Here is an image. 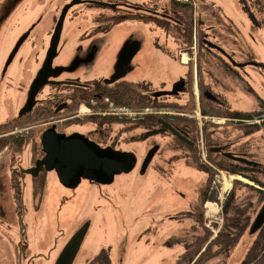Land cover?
Returning <instances> with one entry per match:
<instances>
[{
  "label": "rangeland",
  "instance_id": "rangeland-1",
  "mask_svg": "<svg viewBox=\"0 0 264 264\" xmlns=\"http://www.w3.org/2000/svg\"><path fill=\"white\" fill-rule=\"evenodd\" d=\"M193 1H195L192 7L193 19L198 16V19H201L200 23L203 20V25L207 21L204 27L217 22V31L224 33V37L229 41L228 44H231L233 39V47L238 51L240 59L247 60L245 56L250 54L255 62V65L245 67L247 73L244 74L254 91L249 90L239 80L226 76L222 78L218 89L222 93L224 106L239 111L257 109L258 98L264 97V0ZM11 4V0L7 2L0 0V124L19 114L25 103L29 82L36 73L38 63H41L44 57L41 46L39 45V50L37 46L42 40L37 38L44 36L45 32L47 36V31L52 28L53 16L57 9V6H54L58 5V1L19 0L16 4ZM75 11L83 18L82 22L71 24L68 18L64 23L65 30L91 31L98 29V26H106L108 30L97 40L99 47L95 59L89 66L80 68L77 71L78 76L94 78L105 75L112 65L116 52L132 35L142 41V47L131 65L128 78L148 81L155 90H159L161 87L171 88L175 81L185 74L187 69L178 57L164 55L165 53L157 48L156 43L159 42L166 45L171 52H176L177 49L172 39L162 31L150 28L146 25L148 23L133 25L101 21L102 23L95 24L93 16L97 18L101 14H112L109 10L100 7L92 9L79 7ZM44 18L46 19L37 32L23 41L6 67L12 50L25 30L33 21ZM197 38L199 40L198 35ZM224 42L225 46H228L225 39ZM77 43L76 37L70 38L63 48V53L72 54ZM178 46L185 49L180 43ZM181 51L184 53L186 49ZM198 69L197 81L200 85L204 80L199 67ZM144 87L146 90L152 89L148 84H144ZM194 87L195 78L192 86L190 85L189 95L182 94L184 98L180 99L182 103L188 102V106L184 107V110H180L181 106L178 105L176 108L191 117L175 116V118L178 120L182 118L197 128L200 145L204 142L203 136L214 129L217 130L222 142L234 143L232 151L264 165V127L248 133L247 127L252 125L245 121L231 120L227 114L215 113L212 119L204 118L198 109L196 102L198 95L194 94ZM42 117L39 116L37 119L32 117L30 118L32 120L20 122L18 128L22 129L21 134L33 135L38 130V127L34 126L42 123L41 119L44 120ZM257 117L253 120L256 121ZM45 119L47 120V117ZM15 126L17 124L12 128ZM77 127L71 126L74 129ZM2 132L4 131H0ZM153 142L161 144V154L164 158H170L177 153L171 150L168 141L160 136H153L146 141L133 139L120 149L134 152L141 158L145 154V148ZM202 157L200 151V158ZM220 171L217 172L218 177L214 178V187L207 199L209 203L219 205L216 209V212L219 210L218 222L205 216V223H210L209 229L206 230L209 236L202 249L187 264H195V261L200 260L198 258L201 253L209 251L210 243L218 236L225 224V213L220 205L222 206V202L225 203L231 195L236 198V204H249L247 214L250 218L249 227L230 252L218 253L204 264H241L257 235L254 222L261 212L262 204L258 202V193L248 186L261 190L264 188L239 173L232 174L223 167ZM229 175L240 176L249 182L233 179L224 191ZM206 180V171L196 168L191 159L182 155L173 159L170 164L163 163L159 170L153 167L146 170L139 164L131 172L117 175L114 182L103 186L90 184L84 180L77 188L69 189L58 181L55 172L53 175L50 172L43 189L42 207L36 221L37 225L32 226L31 249L46 254L60 233H65L67 228H72L77 222L80 224L86 222L88 229L83 248L87 257H91L102 246H106L110 248L113 264H176V256L184 250V247L180 243L168 246L165 242L173 236H183L190 230V221L187 220L189 218L182 216ZM220 195L224 198L222 202L219 199ZM214 204H212L213 208H215ZM202 210L204 212V208ZM47 229L51 236L44 249L38 242L41 233ZM155 242L157 245L153 246ZM212 255L214 254L207 256Z\"/></svg>",
  "mask_w": 264,
  "mask_h": 264
},
{
  "label": "flooded vegetation",
  "instance_id": "flooded-vegetation-1",
  "mask_svg": "<svg viewBox=\"0 0 264 264\" xmlns=\"http://www.w3.org/2000/svg\"><path fill=\"white\" fill-rule=\"evenodd\" d=\"M17 1L19 0H11V5L16 4ZM56 1L58 5L54 6H57V9L53 16L52 28L47 31V36L45 32L44 36L37 38L42 40L37 46L38 50L41 46L44 57L42 56L41 63H38L36 73L29 82L25 103L19 114L0 124V131H4L0 133V264H113L110 248L106 246H102L91 257H87L83 248L88 229L86 222L81 224L77 222L72 228H67L65 233H60L46 254L31 249L30 236L33 232L32 226L37 225L36 221L40 215L43 189L50 172L52 175L54 173V171L46 170L45 167L38 171L35 168L37 161L45 156L42 144L43 135L52 128L55 132L66 135L81 133L102 147L112 146L118 150H121L120 148L130 140L146 141L153 136H160L166 139L170 149L177 153L170 158H164L161 154V144L153 142L145 148L144 156L139 158L136 154V166L140 164L146 170L149 167L159 170L163 163L170 164L173 159L182 155L191 159L196 168L206 171L207 180L198 189L186 213L182 216L189 218L187 220L190 221V230L183 236H173L165 242L168 246L182 244L184 247L182 252H184L187 246L191 247L196 243L197 237L204 235L210 227V223H205V206L210 197V191L214 187V178L218 177L217 172H221L224 161L238 162L227 157L226 153L244 156L232 151L234 143L222 142L217 130L213 129L203 136L206 153L204 158H200L197 128L182 118L179 120L175 118V116L191 117L187 113L179 112L176 109L177 105L178 107L183 106L179 107L180 110L188 106V102L182 103L180 99L184 98L182 94L189 95L190 85L192 86L193 78H195L194 94L199 96L196 101L198 109L204 118H214L215 113L226 108L222 93L218 89L223 77L239 80L249 90H253L244 76L245 72L247 73L245 67L255 65L253 57L247 54L245 56L247 60H241L238 51L233 47V39L232 45L229 43V46L224 33L217 31V22L216 25H207L205 28L207 21L203 25V20L200 23L201 19L199 20L198 16L193 19L192 7L195 1L192 2V0ZM72 2L75 3L68 9L64 23L68 18L71 24L82 22L83 18L75 11L79 7L89 9L100 7L109 10L112 14H101L97 18L93 16L95 24L101 21L105 23L112 21L115 24L117 20H119L118 23L133 25L148 23L146 25L150 28L162 31L172 39L177 49L176 52H171L166 45L159 42L156 43L157 48L165 53L164 55L178 57L187 69L185 74L175 81L171 88L161 87L159 90H155L148 81L128 78L131 65L142 47V41L132 35L116 52L112 65L105 75L94 78L78 76L77 71L89 66L95 59L99 47L97 40L108 30L106 26H98L96 30L85 29L79 32V30H65L63 26L51 68L46 70L48 76L45 78L46 83L35 95L32 107L26 108L32 84L46 63L59 17L65 6ZM45 19L33 21L22 36L25 35V39L33 36ZM75 37L78 43L73 53H63L67 41ZM224 39L228 41V46H225ZM179 43L185 47L184 53L181 50L185 49L179 48ZM63 54L66 55L62 57ZM198 67L204 80L200 85L197 81ZM232 74H236V77L233 78ZM144 84H148L152 89L146 90ZM145 95L150 104H132L134 98L140 101ZM24 107L25 109L22 110ZM228 110L233 111L230 108ZM263 114L264 110L261 115ZM39 116H43L44 120L41 119L42 123L34 126L38 127V130L33 135L23 136L22 129L18 128L19 123L28 119L32 120L30 119L32 117L37 119ZM229 119L245 121L244 118L232 116H229ZM165 123L174 127L187 141L175 135ZM252 123L249 122V125H254ZM14 124L17 126L12 128ZM72 125L78 127L74 129L71 128ZM3 137L7 138L3 139ZM227 177L240 176L229 175ZM221 197L222 195L219 199ZM222 203L224 211L225 203ZM257 220L261 225L264 220L263 209L254 223H257ZM50 236L48 229L40 235L38 243L44 249H46ZM173 239L184 241L174 242ZM156 245L157 242L153 244V246ZM182 252L176 256V264H178L177 260L182 257Z\"/></svg>",
  "mask_w": 264,
  "mask_h": 264
},
{
  "label": "water",
  "instance_id": "water-1",
  "mask_svg": "<svg viewBox=\"0 0 264 264\" xmlns=\"http://www.w3.org/2000/svg\"><path fill=\"white\" fill-rule=\"evenodd\" d=\"M74 3L72 2L70 5L65 6L59 17L44 68L39 72L37 79L32 84L30 98L25 105L28 109L32 107L38 90L46 83L45 78L48 77L46 70L51 68L63 30L65 16ZM25 37V35L22 36L16 43L6 67L19 50ZM165 125L175 135L187 141L174 127L167 123ZM42 144L45 156L37 161L35 169L38 171L45 167L48 171H54L58 181L69 189L77 188L84 180L91 184H111L117 175L131 172L137 163V156L134 152L118 150L112 146L102 147L81 133L66 135L57 133L52 128L44 133ZM217 149L219 150L220 148ZM226 155L240 163L255 164V162L241 156H235L230 153H226ZM175 241L182 242L184 240L176 239Z\"/></svg>",
  "mask_w": 264,
  "mask_h": 264
},
{
  "label": "trees",
  "instance_id": "trees-1",
  "mask_svg": "<svg viewBox=\"0 0 264 264\" xmlns=\"http://www.w3.org/2000/svg\"><path fill=\"white\" fill-rule=\"evenodd\" d=\"M247 8V6H245ZM117 23L119 20L116 21ZM232 77L235 78L236 74H232ZM134 98V97H133ZM132 104H144L148 105L150 102L148 101L147 95L143 96L140 101H136L133 99ZM264 110V97L258 98V108L252 111H235L228 110V108H224L223 111H218V113L227 114L232 117L239 118H253L254 116H260ZM264 127V121L262 124H254L252 126L247 127L248 133H252L254 131H258ZM224 169L232 172L239 173L245 177H248L254 183L258 184L262 188H264V165L260 163L255 164H244L233 161H225L222 166ZM251 189H254L259 197L258 202L264 206V190L254 188L253 186H248ZM235 199L232 195L227 199L224 205V213H225V224L223 229L219 232L218 236L210 243V249L207 253H201L200 259L198 262L195 261V264H204L205 261L209 260V258L213 256H217L218 253L226 254L230 252L241 240L243 235L245 234L247 228L249 227L250 218L247 216L249 204H236ZM255 225L256 227V237L254 239L253 244L249 248L245 258L243 259L241 264H264V220L260 225L258 223ZM209 236L208 232H205L204 235L197 237L196 243L192 244L191 247L187 246L185 251L182 252V257L178 259V264H187L191 262L194 256L202 249L203 245L206 243L207 238ZM209 254H214L212 256H207Z\"/></svg>",
  "mask_w": 264,
  "mask_h": 264
},
{
  "label": "bare ground",
  "instance_id": "bare-ground-1",
  "mask_svg": "<svg viewBox=\"0 0 264 264\" xmlns=\"http://www.w3.org/2000/svg\"><path fill=\"white\" fill-rule=\"evenodd\" d=\"M233 179L242 180L244 182H249L247 179L242 178V177H236V178L235 177H228V182L225 185L224 191L229 187L228 183L230 181H232ZM207 206L209 207V210H208L209 212H208L207 215H210V216L214 217V215L216 214V209H217L216 204H215V208H213L212 203H209Z\"/></svg>",
  "mask_w": 264,
  "mask_h": 264
},
{
  "label": "built area",
  "instance_id": "built-area-1",
  "mask_svg": "<svg viewBox=\"0 0 264 264\" xmlns=\"http://www.w3.org/2000/svg\"><path fill=\"white\" fill-rule=\"evenodd\" d=\"M245 122H251V120H245ZM200 151H201V154H202V156H203V158L205 157V153H206V150H205V147H204V145H203V143H201V145H200ZM213 219H215L216 220V222H218L217 221V215H214V217H213ZM211 220V219H210ZM220 221V220H219Z\"/></svg>",
  "mask_w": 264,
  "mask_h": 264
}]
</instances>
